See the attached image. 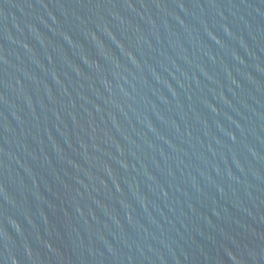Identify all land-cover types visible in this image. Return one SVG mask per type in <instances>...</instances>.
Masks as SVG:
<instances>
[{
	"label": "water",
	"instance_id": "95a60500",
	"mask_svg": "<svg viewBox=\"0 0 264 264\" xmlns=\"http://www.w3.org/2000/svg\"><path fill=\"white\" fill-rule=\"evenodd\" d=\"M0 264H264V0H0Z\"/></svg>",
	"mask_w": 264,
	"mask_h": 264
}]
</instances>
